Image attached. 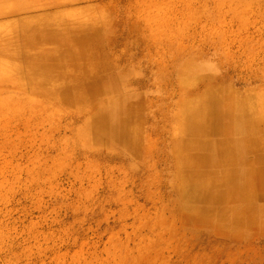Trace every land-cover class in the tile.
<instances>
[{
	"label": "rangeland",
	"instance_id": "rangeland-1",
	"mask_svg": "<svg viewBox=\"0 0 264 264\" xmlns=\"http://www.w3.org/2000/svg\"><path fill=\"white\" fill-rule=\"evenodd\" d=\"M242 108L264 116V0H0V264H264V199L185 183L264 188L263 144L185 145Z\"/></svg>",
	"mask_w": 264,
	"mask_h": 264
},
{
	"label": "bare ground",
	"instance_id": "bare-ground-1",
	"mask_svg": "<svg viewBox=\"0 0 264 264\" xmlns=\"http://www.w3.org/2000/svg\"><path fill=\"white\" fill-rule=\"evenodd\" d=\"M26 8H28V7H26ZM25 9V8H24ZM215 96H216V94H214ZM217 98H218V96H217ZM211 99V98H210ZM218 100V99H217ZM206 101V103H207V101H208V97H207V100H205ZM212 101V100H211ZM220 102V101H219ZM214 103V102H213ZM216 103H218V102H216ZM252 103V102H251ZM208 104H209V102H208ZM207 105V104H206ZM205 104H204V107L206 106ZM210 105V104H209ZM208 105V106H209ZM249 106V105H248ZM253 106V105H252ZM210 107V106H209ZM245 107V106H244ZM247 107V106H246ZM250 107V106H249ZM200 108V107H199ZM212 108V107H211ZM215 108V107H214ZM213 108V109H214ZM206 108H204V110H205ZM212 109V110H213ZM209 109H206L204 112H206V111H208ZM243 110V111H242ZM242 112L241 111H239L241 114H239V117H235V120L233 121V123L231 122H228V121H225V118H226V114H228V113H223V115H221L220 113H216L214 116H213V119L211 120L212 122H211V124H209V125H207L208 127H206V128H204V125H202L201 124V122L200 121H202V120H204L207 116L209 117V115H207L206 113H204L205 115H203V116H206L205 118H196V117H194L193 116V121H192V129H195L194 130V133L195 134H198V133H204V132H208V131H210V132H215V131H220L221 133H222V136L223 137H221V138H219V139H216V140H204V141H200V139L198 140L197 138L195 139L194 138V140L193 141H191V140H187V142L185 141V145H190V146H192V144H196L197 143V145L198 144H201L202 146H205V147H207V149L208 148H210L211 150H213V151H216V153L217 154H219L218 156H214V158H215V162H217L218 163V161H219V163H220V160L222 159H224V162L226 161V158H227V160L228 161H226V162H228V163H230V164H234V162L235 161H233V158L232 157H234V158H239V152H240V149L242 148L243 150H244V148H246V145L247 146H249V147H255V148H257L258 147V145H260V143L261 144H263L264 145V138L262 137V136H259V138L258 139H253L252 141H248V143L249 144H246V142L245 141H247L248 139H247V137H243V138H241V139H233V138H231V137H227V132H228V130H231V129H237V130H248V132H250V131H252V130H256V124H255V120H264V116H263V118L260 116V114H259V116L258 117H256V119L255 120H253V113H252V111L251 112H249L248 111V109H243L242 108ZM200 111H201V108H200ZM212 112V111H211ZM214 112L215 111H213V114H214ZM225 112V111H224ZM201 114V113H200ZM248 114H252L251 116H249ZM187 115V114H186ZM190 114H188V116H189ZM240 115L241 116H243L244 117V121H242V120H240L241 122H242V124L240 125V124H237V123H235L239 118H240ZM185 116V115H184ZM187 116V117H188ZM186 117V116H185ZM184 117V118H185ZM184 118H183V120H184ZM190 118V117H189ZM210 118H212V117H210ZM233 118V117H232ZM255 118V117H254ZM187 120V119H186ZM198 120H200L199 121V123H197V121ZM188 121H189V119H188ZM206 122V121H205ZM254 122V123H253ZM203 124H205V123H203ZM207 124V123H206ZM205 124V125H206ZM189 125V124H188ZM191 132V131H190ZM263 138V139H262ZM197 140V141H196ZM189 141V142H188ZM187 143V144H186ZM194 146V145H193ZM195 147V146H194ZM198 149H200L201 148V146H196ZM205 147H203V150H204V148ZM202 149V148H201ZM206 149V148H205ZM211 152V151H210ZM224 153H226V154H224ZM198 154V153H197ZM197 154L196 155H194L193 156V158H196V159H198V157H196L197 156ZM222 154H224V155H222ZM201 159V161L203 160L204 161V159H205V161H208V159L206 158L207 157V153L206 152H202V154H200V156H199ZM222 157V158H221ZM223 157H225V158H223ZM241 158V157H240ZM218 160V161H217ZM242 160L243 159H241V160H239V161H237V163H240V162H242ZM244 162H245V160H243ZM221 162H223V161H221ZM243 164H245V163H243ZM239 165H241V163L239 164ZM242 167H243V165H242ZM218 172V171H217ZM182 173H184V172H182ZM252 169H251V167L249 166V165H245V168H243V173H242V175H241V177H244L245 178V182L244 183H242L241 185H242V188H238L237 186H236V183H234V182H232V181H227L226 183L227 184H229L230 186H228L226 189H224L223 191H219L218 189H214V188H212V185H211V183L210 182H204V181H201V180H199L198 178H196V176L194 175H192V177L193 178H196L193 182L192 181H186L185 180V183H186V186H188V188L190 189L189 190V192H188V194L190 195V196H193V197H195V198H198V197H201V198H204V199H208V200H212V199H214V198H219V197H221V198H223L225 195L228 197V198H232V197H234V196H237L238 194H244V196H249V194L251 195V194H253L254 192L256 193V194H258L259 196H261L263 199H264V188L263 187H260L257 191H254L251 187H250V177L252 176ZM223 174H226V176L227 177H231V176H234L235 178H238V176H235L234 175V173H230V172H228V173H226V172H223ZM182 175V174H181ZM180 175V176H181ZM187 175V174H186ZM183 176V175H182ZM181 176V177H182ZM261 176V174L259 175V177ZM183 177H185V176H183ZM188 177V176H187ZM190 177H191V175L188 177L189 179H190ZM192 178V179H193ZM261 178V177H260ZM263 181V177L261 178V182ZM208 184H209V186H208ZM262 185L264 184V183H261ZM255 194V195H256ZM224 214V213H223ZM222 214V215H223ZM233 214H235V213H233ZM237 217H239V215L237 216ZM231 219H233V217L231 218ZM234 220H235V218H234Z\"/></svg>",
	"mask_w": 264,
	"mask_h": 264
}]
</instances>
